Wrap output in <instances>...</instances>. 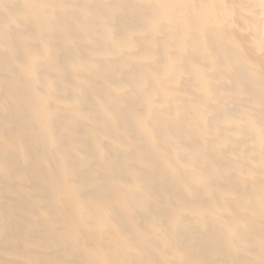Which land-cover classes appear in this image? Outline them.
<instances>
[{
	"label": "bare ground",
	"instance_id": "obj_1",
	"mask_svg": "<svg viewBox=\"0 0 264 264\" xmlns=\"http://www.w3.org/2000/svg\"><path fill=\"white\" fill-rule=\"evenodd\" d=\"M0 264H264V0H0Z\"/></svg>",
	"mask_w": 264,
	"mask_h": 264
}]
</instances>
